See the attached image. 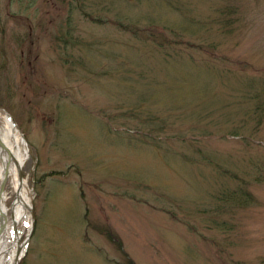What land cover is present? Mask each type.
I'll list each match as a JSON object with an SVG mask.
<instances>
[{
	"label": "rangeland",
	"instance_id": "rangeland-1",
	"mask_svg": "<svg viewBox=\"0 0 264 264\" xmlns=\"http://www.w3.org/2000/svg\"><path fill=\"white\" fill-rule=\"evenodd\" d=\"M0 107L18 264H264V0H0Z\"/></svg>",
	"mask_w": 264,
	"mask_h": 264
},
{
	"label": "bare ground",
	"instance_id": "bare-ground-1",
	"mask_svg": "<svg viewBox=\"0 0 264 264\" xmlns=\"http://www.w3.org/2000/svg\"><path fill=\"white\" fill-rule=\"evenodd\" d=\"M0 141V264H14L23 252L19 237L30 229L31 190L27 178L18 176L27 161V145L17 125L2 109ZM4 179L7 182L2 186Z\"/></svg>",
	"mask_w": 264,
	"mask_h": 264
},
{
	"label": "trees",
	"instance_id": "trees-1",
	"mask_svg": "<svg viewBox=\"0 0 264 264\" xmlns=\"http://www.w3.org/2000/svg\"><path fill=\"white\" fill-rule=\"evenodd\" d=\"M226 13L228 14V11ZM86 16L89 17L91 20H93V18L90 17L89 15H86ZM110 22L113 24H116V25L118 24V26H119V23H117V22H114V21H110ZM221 23L224 27L229 25V22L225 18L222 19ZM136 27L137 26L134 25L131 28H127V27H123V28L131 31V33H134L136 35V32L142 31L138 27L137 28ZM223 172L228 173L227 170H223ZM219 199H220V202H228L226 195L224 193L219 195ZM249 199H251L250 193L246 189H243V188H238V194L233 195V197H232V200H234L233 202H235V205L239 206V207H246L250 202ZM98 230H99V232L103 233L111 242H113L124 253L120 239L116 235H114L111 232V230H109L107 228H103V227H100ZM124 255L126 257V263L125 264H135L134 261L126 255V253H124Z\"/></svg>",
	"mask_w": 264,
	"mask_h": 264
},
{
	"label": "water",
	"instance_id": "water-1",
	"mask_svg": "<svg viewBox=\"0 0 264 264\" xmlns=\"http://www.w3.org/2000/svg\"><path fill=\"white\" fill-rule=\"evenodd\" d=\"M0 142H1V141H0ZM1 143H2V142H1ZM18 176H19L20 179L22 178V175H21V171H20V169H19V171H18ZM5 182H6V179L3 180L2 186L4 185ZM18 260H19V257L16 258L14 264H17Z\"/></svg>",
	"mask_w": 264,
	"mask_h": 264
}]
</instances>
